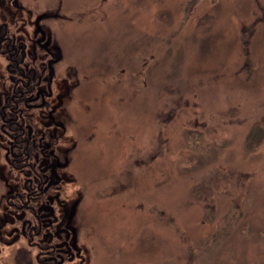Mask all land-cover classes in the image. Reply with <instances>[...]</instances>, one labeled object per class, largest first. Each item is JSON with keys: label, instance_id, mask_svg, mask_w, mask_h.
<instances>
[{"label": "rangeland", "instance_id": "374dc122", "mask_svg": "<svg viewBox=\"0 0 264 264\" xmlns=\"http://www.w3.org/2000/svg\"><path fill=\"white\" fill-rule=\"evenodd\" d=\"M71 2L95 264H264V0Z\"/></svg>", "mask_w": 264, "mask_h": 264}, {"label": "flooded vegetation", "instance_id": "af4514ba", "mask_svg": "<svg viewBox=\"0 0 264 264\" xmlns=\"http://www.w3.org/2000/svg\"><path fill=\"white\" fill-rule=\"evenodd\" d=\"M73 4L0 0V264H95L74 169L95 120L81 97L88 56L64 28Z\"/></svg>", "mask_w": 264, "mask_h": 264}]
</instances>
